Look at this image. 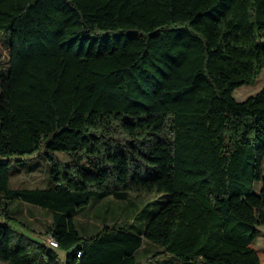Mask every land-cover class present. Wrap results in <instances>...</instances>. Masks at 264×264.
<instances>
[{
  "label": "trees",
  "instance_id": "obj_1",
  "mask_svg": "<svg viewBox=\"0 0 264 264\" xmlns=\"http://www.w3.org/2000/svg\"><path fill=\"white\" fill-rule=\"evenodd\" d=\"M0 35V158L43 150L51 166L47 188L13 189L0 160V216L52 214L30 230L45 241L0 225L1 262L144 264L148 240L183 262L264 264V87L233 97L264 68V0H0ZM132 193L166 200L138 233L81 236L79 209Z\"/></svg>",
  "mask_w": 264,
  "mask_h": 264
},
{
  "label": "rangeland",
  "instance_id": "obj_2",
  "mask_svg": "<svg viewBox=\"0 0 264 264\" xmlns=\"http://www.w3.org/2000/svg\"><path fill=\"white\" fill-rule=\"evenodd\" d=\"M9 41L4 35H0V66H6L9 57ZM264 87V68L257 79L247 85L237 88L233 97L238 102H243L256 95ZM62 162L70 161V157L57 153ZM0 160H11L12 177L10 186L13 189H44L50 185L51 166L45 160L44 151L40 150L31 156L22 158L4 157ZM164 195L156 193H132L125 201L106 198L102 201L93 199L90 204L78 210L74 216V222L82 237L96 235L105 226L126 227L131 233H138L144 227L147 219L156 212L163 201ZM11 216L15 220H9L0 216V225H10L14 230L29 234L34 239L42 240L36 234L44 232L46 227L52 224L51 212L30 204L15 201L9 205ZM22 229V230H21ZM45 241V239H43ZM43 241V242H44ZM146 251L137 254L139 262L144 264H200L196 261L183 262L174 258L155 244L145 240ZM61 261L64 262L66 252L57 250ZM160 252H162L160 254ZM0 264H7L0 261Z\"/></svg>",
  "mask_w": 264,
  "mask_h": 264
},
{
  "label": "built area",
  "instance_id": "obj_3",
  "mask_svg": "<svg viewBox=\"0 0 264 264\" xmlns=\"http://www.w3.org/2000/svg\"><path fill=\"white\" fill-rule=\"evenodd\" d=\"M46 242L47 245L50 246L51 248H58V243L52 237H49Z\"/></svg>",
  "mask_w": 264,
  "mask_h": 264
},
{
  "label": "water",
  "instance_id": "obj_4",
  "mask_svg": "<svg viewBox=\"0 0 264 264\" xmlns=\"http://www.w3.org/2000/svg\"><path fill=\"white\" fill-rule=\"evenodd\" d=\"M264 44L263 43H260V46H263Z\"/></svg>",
  "mask_w": 264,
  "mask_h": 264
}]
</instances>
